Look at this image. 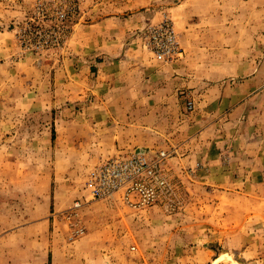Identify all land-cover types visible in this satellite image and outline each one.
<instances>
[{
    "label": "rangeland",
    "instance_id": "374dc122",
    "mask_svg": "<svg viewBox=\"0 0 264 264\" xmlns=\"http://www.w3.org/2000/svg\"><path fill=\"white\" fill-rule=\"evenodd\" d=\"M108 14L144 56L196 74L200 92L202 81L218 83L207 72H231L220 56H242L244 71L251 56L264 60V0H0V264H264V238L255 237L246 260L206 237L207 195L186 172L171 174L168 150L104 153L118 140V116L93 108L97 82L89 61L75 57L90 52V25ZM166 19L182 52L172 63L144 42L147 28ZM139 151L170 154V194L142 210L92 200L91 170Z\"/></svg>",
    "mask_w": 264,
    "mask_h": 264
},
{
    "label": "crops",
    "instance_id": "0c3cea01",
    "mask_svg": "<svg viewBox=\"0 0 264 264\" xmlns=\"http://www.w3.org/2000/svg\"><path fill=\"white\" fill-rule=\"evenodd\" d=\"M115 20L108 14L92 23L91 50L81 49L75 57L89 61L97 82L93 108L118 116L112 122L118 140L104 153L168 150L171 174L186 172L207 195L200 219L206 237L250 259L254 239L264 238V209L258 210L264 207V60L251 56L244 71L242 56H220L218 62H230L231 72L213 78L207 72L206 78L218 83L202 81L200 92L196 74L144 56L134 49L130 29ZM83 29L76 35L80 43ZM232 129L234 136L228 133Z\"/></svg>",
    "mask_w": 264,
    "mask_h": 264
},
{
    "label": "built area",
    "instance_id": "2783aa9c",
    "mask_svg": "<svg viewBox=\"0 0 264 264\" xmlns=\"http://www.w3.org/2000/svg\"><path fill=\"white\" fill-rule=\"evenodd\" d=\"M145 46L157 60L172 63L182 57L181 47L173 24L166 19L150 25L144 37ZM135 152L110 158L97 164L89 173L86 188L92 200L119 199L125 206L142 210L155 206L163 196L170 194L171 185L165 175L170 154L160 151ZM82 203L77 201L73 211ZM81 230L76 233L79 234Z\"/></svg>",
    "mask_w": 264,
    "mask_h": 264
},
{
    "label": "water",
    "instance_id": "95a60500",
    "mask_svg": "<svg viewBox=\"0 0 264 264\" xmlns=\"http://www.w3.org/2000/svg\"><path fill=\"white\" fill-rule=\"evenodd\" d=\"M139 152H142V151H139Z\"/></svg>",
    "mask_w": 264,
    "mask_h": 264
}]
</instances>
